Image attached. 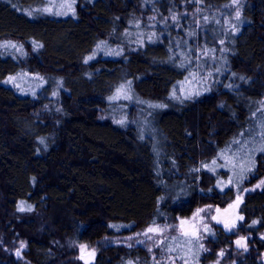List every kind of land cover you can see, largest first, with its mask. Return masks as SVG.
Segmentation results:
<instances>
[{
	"label": "trees",
	"instance_id": "1",
	"mask_svg": "<svg viewBox=\"0 0 264 264\" xmlns=\"http://www.w3.org/2000/svg\"><path fill=\"white\" fill-rule=\"evenodd\" d=\"M41 2L0 0V40L34 49H0V264H84L80 243L224 207L264 177V0H87L73 16ZM139 8L205 21L111 57L103 42H120ZM35 209L50 223L40 232ZM238 212L250 253L213 224L154 252L106 245L88 264H262L264 182Z\"/></svg>",
	"mask_w": 264,
	"mask_h": 264
},
{
	"label": "rangeland",
	"instance_id": "2",
	"mask_svg": "<svg viewBox=\"0 0 264 264\" xmlns=\"http://www.w3.org/2000/svg\"><path fill=\"white\" fill-rule=\"evenodd\" d=\"M87 0H42L39 5L40 12L52 13L54 15H74L77 10L84 5ZM142 7V5H140ZM232 8L237 11L238 5L237 1H234L232 4ZM31 12V11H30ZM138 16H128L126 19V26L124 31V37L120 42H115L114 37L106 38V42H103V47L113 50L111 57H118V54H122L126 51H132L138 42L144 39H152L153 34L158 31L162 34L164 28H173L175 31L181 30L187 34L188 27L190 25H195L197 29L202 28V24L204 18H200V16L196 17L195 15H187V12L182 13V17L180 18L183 21H186L188 25H182L180 19L177 20L176 13L173 15L170 13L168 17L159 16L155 12L144 14L139 8V12H137ZM179 18V17H178ZM118 40V39H116ZM26 46L17 41L10 40H0V49L3 50H13L18 53L25 54L29 50L32 52L34 50L32 47L25 48ZM200 51V49H198ZM203 51V50H202ZM204 52V51H203ZM202 54L201 52H199ZM200 63V62H197ZM200 66V65H199ZM200 71L203 72V69L200 67ZM200 73V72H199ZM203 74V73H201ZM200 74V77L202 78ZM38 76V74H36ZM41 77V78H40ZM44 76L39 75L38 78L42 79ZM206 79V76L203 75ZM29 85V86H28ZM28 87L31 85L28 83ZM109 117L116 120V117L110 113L105 111ZM264 182V177L258 179L253 185L244 189V191L236 197L232 202L227 204L224 207H216L212 205H199L197 208L193 210V213L188 217L181 218L179 222L171 224L169 222H162L156 224H150L144 226L132 233L126 235H116V236H105L101 240L93 243H80L76 248V256L82 262V260L78 257L79 251L84 250L85 252H89L91 256H95L99 249L106 245H125V246H141L147 249H150L154 252L157 249H160V245L166 242L168 236L175 234H192L198 237L199 239H203L204 230L206 228H210L213 224H217L223 228L228 233L235 234L234 239L232 240L234 244V249L238 252L242 253H250L252 249H254L253 245L249 242L251 236L249 234H237L236 229L239 225L240 220H242L241 214L238 212L239 205L243 197L248 193L259 189ZM27 218L34 220L36 222V231L40 232L43 227L49 226L50 223L47 220L46 214L44 210L35 209L27 212ZM50 229V228H49ZM151 229V230H150ZM237 234V235H236ZM240 242L239 244L237 242ZM203 242V240L201 241ZM202 244V243H201ZM23 245V247H21ZM25 245V241H20L17 245L12 248V254L15 258L19 259L22 256V251ZM0 246L3 250L7 248L6 244H1ZM19 252V255L17 254ZM161 259L168 258L173 259L172 254H170L166 250H161L158 253ZM258 254V253H257ZM218 257L221 259L225 258L221 252H218ZM258 258L260 263L264 264V250L260 251L258 254ZM176 260V261H175ZM195 262V264H200ZM172 264H193V261H189L184 259L183 261L174 257Z\"/></svg>",
	"mask_w": 264,
	"mask_h": 264
},
{
	"label": "water",
	"instance_id": "3",
	"mask_svg": "<svg viewBox=\"0 0 264 264\" xmlns=\"http://www.w3.org/2000/svg\"><path fill=\"white\" fill-rule=\"evenodd\" d=\"M78 257L82 260V262L84 264H88L93 259L91 254L89 252H85L84 250H80L79 251V256ZM263 261H264V259H263Z\"/></svg>",
	"mask_w": 264,
	"mask_h": 264
},
{
	"label": "snow or ice",
	"instance_id": "4",
	"mask_svg": "<svg viewBox=\"0 0 264 264\" xmlns=\"http://www.w3.org/2000/svg\"><path fill=\"white\" fill-rule=\"evenodd\" d=\"M237 16H239V12H237ZM23 210V209H21ZM30 210V209H29ZM151 230V229H150ZM238 244L240 243L239 241L237 242ZM21 247H23V245H21ZM19 255V252L17 253Z\"/></svg>",
	"mask_w": 264,
	"mask_h": 264
}]
</instances>
